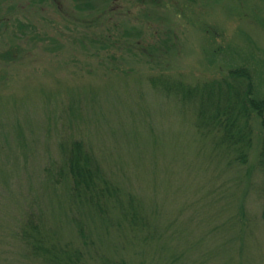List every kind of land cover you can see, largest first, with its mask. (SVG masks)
Instances as JSON below:
<instances>
[{
  "label": "rangeland",
  "instance_id": "374dc122",
  "mask_svg": "<svg viewBox=\"0 0 264 264\" xmlns=\"http://www.w3.org/2000/svg\"><path fill=\"white\" fill-rule=\"evenodd\" d=\"M237 68L263 96L264 0H0V264H43L21 238L30 213L80 264H264L262 119L241 163L153 84ZM71 139L120 189L106 214L58 180Z\"/></svg>",
  "mask_w": 264,
  "mask_h": 264
},
{
  "label": "trees",
  "instance_id": "16d2710c",
  "mask_svg": "<svg viewBox=\"0 0 264 264\" xmlns=\"http://www.w3.org/2000/svg\"><path fill=\"white\" fill-rule=\"evenodd\" d=\"M162 80L164 79L155 78L153 84H159L167 91L176 93L185 103L194 101L197 104V127L203 135H216V143L226 148L229 153L234 152L238 162L249 161L255 137L252 124L254 117L259 116L264 127V95L261 97L255 95V85L248 69H233L228 78L207 81L195 86L182 81L169 83ZM60 148L64 163L58 172V180L63 178L70 180L78 198H83L101 214H106L108 209L103 202H112V198H118L120 189L110 182L95 153L83 139L63 141ZM260 165L264 171V138ZM262 193L264 218V188ZM117 206L123 219L130 226L145 227L148 230V238L155 237L157 232L150 229L134 206L130 204L124 206L122 201H118ZM27 217L20 234L28 252L34 258L40 259L43 264L81 263L80 251H72L68 245L59 246L57 243L49 242L48 238L41 234L40 221L36 216L30 213ZM106 264L117 263L107 261Z\"/></svg>",
  "mask_w": 264,
  "mask_h": 264
}]
</instances>
